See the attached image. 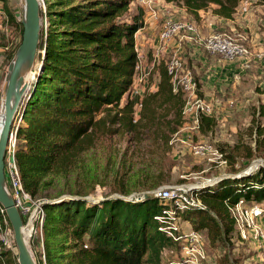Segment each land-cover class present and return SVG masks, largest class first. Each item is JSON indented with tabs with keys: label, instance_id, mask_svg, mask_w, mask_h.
<instances>
[{
	"label": "trees",
	"instance_id": "1",
	"mask_svg": "<svg viewBox=\"0 0 264 264\" xmlns=\"http://www.w3.org/2000/svg\"><path fill=\"white\" fill-rule=\"evenodd\" d=\"M44 1L40 15L47 22L43 23L38 43V68L17 111L16 119L21 120L16 126L14 147L24 190L41 200L63 193L90 192L91 186L77 179L64 181L54 194L43 190L57 184V178L66 180L75 172L82 154L90 151L99 138L126 134L133 139L140 136V141L149 137L156 145L160 138L162 144H167L170 134L183 124L185 104L183 93L173 89L163 62L157 66L156 89L132 98L127 95L120 103L137 71L135 33L143 26L141 10L125 16L133 0ZM164 1L183 7L194 18L200 10L209 9L214 16L231 19L243 0ZM0 3L3 20L8 25H18L21 37V21L9 9L8 0ZM17 46L18 42L7 54L9 59ZM135 105H139L136 118ZM258 115L249 126L255 135V147L248 146V151L264 157V102ZM214 125L212 116L199 114L198 128L202 133H208ZM112 151L104 165H111L115 178L117 169L123 167V154ZM148 169L138 172L140 178L133 186L140 184V188L148 190L162 182ZM91 181L100 182H87ZM125 186L121 183L111 192L127 194L129 186ZM196 191L203 207H174V214L196 231H203L210 243L230 238L235 224L229 207L239 199L264 206V166L238 176H224ZM167 207V201L153 195L136 201L106 195L97 201L45 203L39 227L43 260L37 257V262L162 264L166 248L177 250L171 237L159 229L161 223L156 218ZM0 264H18L16 254L1 241Z\"/></svg>",
	"mask_w": 264,
	"mask_h": 264
},
{
	"label": "rangeland",
	"instance_id": "2",
	"mask_svg": "<svg viewBox=\"0 0 264 264\" xmlns=\"http://www.w3.org/2000/svg\"><path fill=\"white\" fill-rule=\"evenodd\" d=\"M11 1L15 4L20 2V0ZM155 1L151 2L152 5L155 4ZM156 7L157 5L153 6L152 9L155 10ZM139 8L140 6L136 0L131 1L125 16L136 14ZM160 8L161 13L156 18L157 20L155 19L156 37L153 41V44L156 41L159 50L155 52V46L151 43L144 46L135 42L138 52L137 71L132 78L129 90L122 95L120 103L125 101L127 95L132 98L134 95L141 96L145 90L152 91L156 89L158 64L163 62L165 65L171 59H176L180 65L174 76L176 90L179 89L185 98L182 112L183 124L174 133L170 134L167 144H162L163 140L158 138L157 145L159 149L149 137L141 141L140 136L133 139L132 135L128 138L126 134H114L108 139L99 138L90 151L82 154L79 168L75 172L68 174L66 180L63 177L57 178L55 181L57 184L48 186L43 190V193L54 194L61 189L64 181L70 182L75 179L80 182L84 181L85 184L91 186L88 194L97 197L110 195L111 191H113L112 189L119 187L121 183L127 185L125 187L129 186V188H126L129 189V193L144 191V189L140 188V184L135 186L133 184L140 178L138 177V172L146 167L150 168L146 171L157 174L162 179V182L156 187L148 190L152 191L168 185L192 186L225 173H232L236 170L241 171L252 166L256 159L264 160V157L250 154L248 151V146L251 149L255 147V135L249 126L253 123V119L259 116L260 105L264 102V47L260 49V53H255L253 48L264 46V41L260 44L254 42V38L251 37L253 36V30L245 24L244 26L237 25L233 29L241 32L246 37L245 44L253 53L252 55L240 57L233 60L236 61L235 63H230L233 61L226 60L218 54L209 53L204 47L203 39L197 38L193 40L194 49L190 50V52L187 50L186 53L182 51L178 57L171 50H162L164 47H168V43L173 38H177V34L163 46L157 41L158 31L163 21L166 18L170 19V17L177 21L194 23L191 17L185 16L181 6L172 4V7H165L162 4ZM0 11H2L1 3ZM198 18L205 19L207 15L202 13ZM43 20L44 23L47 22L46 18H43ZM262 28L263 25H260L259 31ZM230 29L232 28H228L226 31L231 32ZM19 42L20 39L18 44ZM15 44L10 47L11 44L9 45L8 43L9 49L5 54L3 50L6 49L0 50V73L5 70L7 63L10 61L11 58L9 59L7 54L15 48ZM0 45H3V43L1 42ZM240 61L246 62L241 68L238 67ZM36 62L38 64V60ZM228 64H232L238 70L229 72ZM185 74L191 80L189 89L183 88L179 82V80H183L182 78L185 77L183 76ZM138 107L137 105L134 106L135 118L138 116ZM201 113L210 115L215 120V125L208 133H202L197 126L199 114ZM195 144L207 145L210 148L201 149L200 153H195L193 151V145ZM162 148L165 149L162 150ZM111 151L123 154V167L117 169L115 178L112 175L115 174V170L111 169V165L106 167L104 165L106 161L110 160L108 155ZM119 154L117 155L121 156ZM256 165H260V163ZM85 179L87 181L99 180L100 182H87ZM126 193L129 194L128 192ZM167 203L171 204V201H167ZM168 210L169 212L165 216L162 215L164 220L162 223L160 222L162 227L163 225L172 224L174 227L172 233L174 235H184L192 229L194 230L188 221L174 214L173 208ZM159 221L161 220L159 219ZM166 221L169 222L167 223ZM39 229L36 226L35 231H32L29 245L36 260L37 257L43 260L42 237ZM163 232L166 233L165 231ZM199 232L202 233L200 242L203 256L198 264H263L259 261L258 251L254 248L250 234L247 240L239 239L235 225L232 237L216 240L214 243L208 241L203 231ZM166 234L168 235V233ZM2 238L6 242L5 247L11 249L13 254H16L17 250L12 230L11 233H2ZM172 241L174 243L173 246L178 248V243L174 240ZM174 250L172 249L171 251L175 252ZM171 251L166 248L162 252V263H165L168 258L174 255ZM41 264H44V262H41Z\"/></svg>",
	"mask_w": 264,
	"mask_h": 264
},
{
	"label": "built area",
	"instance_id": "3",
	"mask_svg": "<svg viewBox=\"0 0 264 264\" xmlns=\"http://www.w3.org/2000/svg\"><path fill=\"white\" fill-rule=\"evenodd\" d=\"M42 8H45L44 2L42 3ZM0 14H2L1 16L3 17V11H0ZM18 20H20V17H18ZM183 30L194 33L196 31V27L192 23L177 21L171 17L170 19L166 18L157 34L159 44L164 46L165 43L175 34ZM230 31L231 32L221 31L210 33L203 40L205 49L209 53L218 54L229 61L252 55L253 53L245 44L246 37L235 29H230ZM165 67L168 74L171 76L173 89L176 90L174 76L176 75L180 65L176 59H171L165 64ZM183 76L185 77L182 78L183 80H179V82L183 88L189 89L191 87V80L189 77H187V74ZM20 120L21 119L18 117L15 120V124H18ZM14 130L15 127L11 132L10 146L6 155L7 160L5 159L4 172L7 186L11 192L15 206L19 210L25 225H30V230L32 233L33 230L35 231L36 226H41L42 220L44 218V211L40 205L41 199L32 198L22 186L14 160V147L16 142L13 133ZM205 148L210 147L200 144L193 145V151L195 153H200L201 149ZM153 194L162 200L171 201L169 208H164L162 210L161 216H156L158 220H161L159 221L161 223L164 221L162 215L165 216V214L169 212L168 209L171 210L174 207L180 209L187 207H203L198 192L191 186H163L153 190ZM229 211L234 220L239 239L247 240L250 234L252 237V243H254V248L258 251L259 261L264 264V206L260 203L247 202L245 200L239 199L234 205L229 207ZM166 222L168 223L169 221ZM173 228L174 227L172 224L163 225V227L161 225L159 227V229L168 233L172 240L178 243V248L175 252L170 250L172 253H174V255H172L165 263L162 264H198L199 260L203 256L200 242L201 234L195 229H192L184 235H174L172 233ZM11 230L12 228L6 217L4 208L0 204V241L4 247L6 242L2 238V233H11Z\"/></svg>",
	"mask_w": 264,
	"mask_h": 264
},
{
	"label": "water",
	"instance_id": "4",
	"mask_svg": "<svg viewBox=\"0 0 264 264\" xmlns=\"http://www.w3.org/2000/svg\"><path fill=\"white\" fill-rule=\"evenodd\" d=\"M44 0H20L21 15L20 21L22 24L21 39L16 47L10 61L5 70L4 79L1 86V120H0V204L4 208L6 217L11 225L13 239L16 247V260L18 264H38L35 255L29 245L30 233L25 236L24 229L26 227L22 216L15 206L11 192L7 186L4 166L6 155L10 146L11 132L13 128L14 136L16 131L15 120L17 111L22 100L31 88L32 80L38 68L37 53L38 43L40 40V33L44 23L43 17L40 15V8ZM257 163L264 166L263 159H256ZM252 166L245 168L238 173H225L217 176L211 180L192 185L194 189L212 185L216 183L222 176L234 177L240 174L248 173L255 170ZM221 177V178H220ZM149 195H153V190H144L131 192L127 195L120 193H111L107 196L120 198L127 201L141 200ZM67 199H87L97 201L104 199V197H97L93 195H75L63 193L51 198L41 200L40 205L45 203H56Z\"/></svg>",
	"mask_w": 264,
	"mask_h": 264
},
{
	"label": "crops",
	"instance_id": "5",
	"mask_svg": "<svg viewBox=\"0 0 264 264\" xmlns=\"http://www.w3.org/2000/svg\"><path fill=\"white\" fill-rule=\"evenodd\" d=\"M139 4L140 8L139 10L142 11V20H143V26H141L137 32L135 33V42H138L139 44H143L144 46L148 43L153 44V41L156 37L155 30H156V18L161 13V5L163 4L165 7H172L171 3H167L164 0H156L155 4L152 5L153 0H136ZM45 2V1H44ZM157 5L156 9L153 10V6ZM8 7L18 20V17L21 15V5L20 2L18 4H15L11 0H8ZM184 11V9H183ZM264 3H260L259 0H243L238 8L236 13L231 19H223L219 18L217 16H214L210 10H200L197 19L190 16L184 11L185 16L188 15L191 17L195 27L196 31L194 33H191L189 31H180L177 33V38H173L169 43L168 47H164V51L171 50L172 52H175L177 56H180V53L188 50L194 49L195 44L193 43V40H196L197 38L203 39L208 36L212 32H221L226 31L228 28H234L237 27V25H248L249 28H251L252 34L254 38V42L262 43L264 41ZM202 13H205L207 15V18H198L202 15ZM1 17V23H0V43L2 42L3 45H0V50H3L4 54L8 51V43L14 45L17 43L20 39L19 34V27L18 25H15L14 23H10L9 25L5 23V21ZM156 19V20H155ZM260 25H263L262 30L259 31ZM194 34V35H193ZM263 38V39H262ZM158 41V40H157ZM159 43V42H158ZM138 44V45H139ZM155 52H157L158 44L155 41ZM157 46V47H156ZM264 46H257L254 47L253 50L258 53L261 52L260 49H262ZM190 54V53H189ZM262 54V53H261ZM1 57V56H0ZM255 59V58H253ZM236 61L230 62L235 63ZM246 62L240 61L239 62V68L243 66ZM8 64V63H7ZM214 65V64H211ZM223 66V65H222ZM228 71L232 70H238L236 67H234L232 64H228ZM237 66V65H235ZM6 70V67H5ZM5 70L0 73V96H1V86L5 75ZM224 72V71H223ZM226 72V71H225ZM2 74V75H1ZM1 98V97H0Z\"/></svg>",
	"mask_w": 264,
	"mask_h": 264
},
{
	"label": "bare ground",
	"instance_id": "6",
	"mask_svg": "<svg viewBox=\"0 0 264 264\" xmlns=\"http://www.w3.org/2000/svg\"><path fill=\"white\" fill-rule=\"evenodd\" d=\"M256 164H257V163L254 162L253 165H252V167L254 168V167L256 166ZM185 186H186V187H190V186H188V185H185ZM30 228H31L30 225H28V226L25 227V229H24V234H25V236H27V235L30 233Z\"/></svg>",
	"mask_w": 264,
	"mask_h": 264
}]
</instances>
